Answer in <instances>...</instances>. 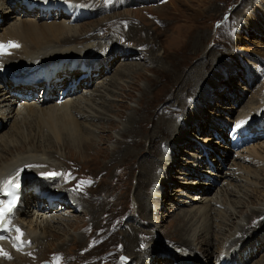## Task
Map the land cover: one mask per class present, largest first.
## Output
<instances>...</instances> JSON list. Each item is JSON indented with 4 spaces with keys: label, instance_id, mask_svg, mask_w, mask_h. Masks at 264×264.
I'll use <instances>...</instances> for the list:
<instances>
[{
    "label": "rangeland",
    "instance_id": "obj_1",
    "mask_svg": "<svg viewBox=\"0 0 264 264\" xmlns=\"http://www.w3.org/2000/svg\"><path fill=\"white\" fill-rule=\"evenodd\" d=\"M33 1L37 2V0H28L26 3ZM79 1L85 3H79L80 5H85L87 9H93L95 12L87 19L76 20L78 22L75 26L80 28L78 31L82 34L94 30L97 25L117 19V16L119 19L129 16L125 18L127 22L122 23V35L114 29L99 32L100 34L93 33L98 39L114 42L116 46L113 50L118 53L126 44L144 49L145 43L142 42V37L151 36L154 28L161 29L160 24L165 21L170 28L165 33L156 30L162 42L161 49L157 51L164 49L163 51L167 52L169 49L168 57L179 69L164 65L166 73L162 74L154 73L152 69L149 71L144 69L152 66L153 63H149L151 53L147 54L143 50L140 59L132 60L139 62V65L131 67L137 68L141 64L140 69L143 68L145 72L144 78H154L151 81V89L147 91L146 110L141 113L140 121L134 128V136L140 143L134 149L136 156L132 162H118L121 156L130 154L131 148L128 146L115 157L112 156L110 149L114 148L115 140L120 138V129L127 123L126 115L132 109L138 108V99L141 97L138 87H148L143 77L136 82L138 85H135V89L127 91L126 88L125 92L130 93L131 98L128 96L121 101H114L118 97V85L115 88L111 87L108 97L104 99L123 105L121 109L125 115L119 117L113 111L108 112L110 120L114 123L111 127L105 123V119H101L106 124L105 130L94 132L104 136L102 141L96 140L95 143L104 151L98 153L96 158L98 161L90 158L85 160L84 158L89 155L80 159L73 156L72 160L70 156L63 158L65 152L60 150L62 157L60 162L63 163L59 168L93 179L94 182L90 180L84 187L86 193L92 194L86 201L90 206H98L96 212H99L100 218L92 219L87 214V204L86 208L78 206V213L67 212L65 208L58 206L57 212L70 214L66 218L78 222V225L69 227L63 222L61 228L51 233L54 237L48 241L49 244L47 243L48 254L41 251L38 257L40 256L39 259L43 257L41 262L49 260L53 264H70V261H73V264H88L82 254L92 256L89 264H172L174 260L169 248L173 245L172 242L175 244L181 242L175 227L184 225L187 221V216H178V214L187 215L192 205H198L199 200H194V195L207 198L208 204L209 201L217 198L224 201V196L227 195L225 200L236 212L229 220L234 221L233 219L239 214L242 224L250 220L249 215L255 216L249 213L254 206L261 204L259 208L264 209V0H76ZM8 5L9 3L6 4ZM21 6L20 10L30 11V14L19 18L17 17L19 12L14 9L17 6H11L14 10L12 12L9 9L12 15L7 21H5L6 17H3L2 24L6 25L2 29L6 30L17 25L27 26L30 23L40 28L57 26L55 28L59 29L57 21L53 20L48 24L49 21L38 13L37 7L29 10L25 3ZM4 9L7 11V8ZM55 13L57 11L52 10V14ZM129 24L132 33L143 29L139 32V37H136V34L128 37ZM179 28L185 32L184 35L187 34V38L195 33L199 36L201 40L196 42L199 48L196 53L189 51L188 45L181 50L175 49L174 33L177 34ZM119 63L113 66H107L106 63L105 72L95 79L92 75L100 70L98 66L92 65L90 69L98 71L89 73L79 72L78 69L74 70L67 66L70 68L69 72L58 76L62 79L57 86L51 83L43 87L44 83L41 82L37 87L30 85L35 89L29 92L30 86L16 85L9 79L12 74L10 73L7 75L10 89L7 91L4 87L0 88V93L8 96L11 92L12 97L23 101V98H26L23 93L26 92L25 94L30 95L26 100L45 106L53 102L59 92L71 91L81 96L84 89L94 90L102 78L112 77ZM184 66L186 67L183 68ZM61 67L65 68L64 65ZM56 71L57 69L53 73L55 74ZM18 73L16 77L24 75ZM68 79L74 82L69 85L66 83ZM123 80L128 82L130 78L128 76ZM4 82L0 78V84ZM56 82L54 81V84ZM121 83L125 84V82ZM85 84L87 88H83ZM36 92H42L45 96L35 95ZM260 112L262 115L258 126L262 131H258L256 125L250 126L258 119L255 115ZM4 115L5 113L0 115V136L4 134L11 143L18 145L23 140L36 135L37 120L31 113L21 121L19 134L11 133L13 118H4ZM240 121H245V125L248 129L251 128L254 136L240 151L232 150L225 143L220 142V138H227L228 126ZM91 122L99 121L94 119ZM42 128H45L44 137L49 136L46 130L49 129L47 124ZM23 135L25 138H22ZM51 150L55 149L52 147ZM92 152L94 154V150ZM203 158L204 160L199 163ZM102 163L107 164L101 165ZM238 175H242V178L251 183L239 180ZM65 193L66 191L64 195ZM31 195L30 197L27 195L24 201L30 200ZM78 195L85 199L83 193L79 192ZM66 203L69 207V202ZM220 207L224 214L222 217H227L229 213L227 204ZM51 212L56 211L54 209V212ZM73 214L79 215L74 217ZM131 215L136 219L130 217ZM82 219L84 227H80ZM263 219L264 214L256 216L250 223L253 226ZM195 222L191 220L187 226L185 225L188 234L194 230ZM219 222L221 223L220 219H215L216 228L217 225L220 227L210 235L213 244L202 245V250L205 249L203 252L201 249L192 251L195 254L193 257L200 262L195 259L192 264H215L216 243L231 235L229 229L232 227L220 225ZM234 229L235 232L232 234H238L240 228ZM258 233L250 239L242 238L241 244L235 246L233 252L239 263L264 264V224ZM81 234L83 241L79 244L74 241V237ZM144 234L147 236L143 237ZM97 236H102L105 242L93 248L91 244ZM63 239L65 240L60 244ZM45 243L43 242V245ZM187 245L191 246V244ZM135 248L137 251H133ZM41 249L43 247L38 250ZM132 252L134 255H131ZM242 254H247V257ZM144 256H147L145 262L142 260ZM28 258L30 260L32 257Z\"/></svg>",
    "mask_w": 264,
    "mask_h": 264
},
{
    "label": "bare ground",
    "instance_id": "obj_2",
    "mask_svg": "<svg viewBox=\"0 0 264 264\" xmlns=\"http://www.w3.org/2000/svg\"><path fill=\"white\" fill-rule=\"evenodd\" d=\"M22 1L26 2L28 0H0V30L2 31L0 33V42L6 44L7 42L12 41L19 45V47L8 48L4 53L7 55L0 59V68L7 71L6 75L10 73H16L19 70L32 66H38L40 70L51 68L52 73L57 69L55 74L53 73V75H48L49 77H52L48 85L53 83L52 85L57 86V84H59L62 79L61 77L58 78V76L69 72L68 69L70 68H68L67 66L71 67V65L76 63L78 60H83L85 62V66L87 65L89 67L85 71L78 70L79 72H95L98 70L92 71L90 67L92 65L98 66V69L100 70L92 75L94 79L97 76H101L103 72H105L106 63L108 64L107 66H113L118 62L120 63L118 64L112 77L102 78V81L98 83V86H96L94 90L89 91L88 89H84V92H82L81 96H77V94H74L71 91L59 92L53 102L45 106H42L35 101L30 102L26 100L28 97L30 98V96H26L28 95L25 94L26 92L23 93V95H25L26 97L23 98V101L12 97L11 92L8 94V96H3L0 93V115H3L5 113L4 118H13L14 124L11 133L13 132L15 134H19L21 121L24 120L25 116L27 114L29 115L30 113L34 115V118L37 120L36 127L38 129L37 133H35L36 135L23 140V142L18 145L11 143L8 139L5 138L4 134L0 136V205H2V203L4 202L5 190L8 187L14 188L13 186L4 187V183L9 180H13L14 177H16V179L13 180L14 184L18 183L19 181L21 182L19 183L21 193L20 198L16 206L13 208L12 213L8 217L7 230L0 229V249H2L3 252L7 253V255H0V264H39L43 257L39 259L40 256L38 257V253L41 251H43L44 253L48 251L47 243L54 237V234L51 235V233L55 229L61 228L63 226V222H66L69 227L78 225V222H74V220L66 218V216L68 217L70 216V214H65V212H57L56 208L58 206H62L67 212L71 213H78L79 210L75 206L79 205L86 208V200L89 198V195L91 196L92 194H90V192L89 194L86 193L84 187L91 179L86 177L85 175H79L70 171H66V169L63 170L59 168V166H61L63 163L60 162L62 159L60 150H63V152H65V156L63 158H67L70 156L69 158H71L72 160L73 156L80 159V157L82 156L89 155V157L87 156V158L84 159L89 160L90 158L91 160L93 159L96 161V158H98V153H102L104 151L101 149V147L96 146L95 143L96 140L102 141L104 136L95 134V130L101 132L105 130L106 124H108L110 127L114 124L113 120H110L111 117L108 115V112L113 111L115 112V115L119 117L125 115V113L121 109L123 105L114 103V101H121L125 97L128 98V96L130 98L132 97V95L130 93H126L125 90L127 88V91H130L135 87V85L137 84L136 82L141 77H143L145 73L143 71L144 69L148 71L149 69H152L154 73L162 74L166 70L164 68V65H169L173 69L178 68L177 64L171 63L168 57L169 49L167 52L163 51L164 49L162 51H157L159 48L161 49L162 42H160L161 38L159 39L156 30H161L165 33L170 28L168 24L166 25L165 21V23L162 22L160 24L162 27L161 29H157V27L154 28V32L151 33V36L146 35L145 38L141 36L142 42L145 43L144 49L140 47V49H138V47L135 45L126 44L122 48V51L118 53L113 50L116 46L114 42L109 43L106 40L98 39L97 36H93V33L95 32L100 34L109 29H114L119 32L120 35H122V23L127 22L125 18L129 16L124 15L126 16L124 19L121 17V19H119V17L117 16V19L106 22L100 26L97 25L94 30L88 31L86 34H82L78 31L80 30V28L75 26L76 22L71 23L69 21V16H65L61 11L58 12V10H56L57 13L52 14V10L49 12L39 9L38 13L43 18L49 21L48 24L53 20H56L59 29L55 28L57 26H43L42 28H40L32 23L27 26L17 25L6 30L2 29L3 26L6 25L5 23L2 24L4 19L3 17H6L5 21H7V18L12 15L10 11L13 12V10L16 9L19 12V14L17 15V17L19 18H22L26 14H30V11L28 12L26 10H20V7H22L21 5L24 4L22 3ZM43 1L55 2L57 0ZM37 2H39V0H37ZM63 2L69 3L70 1H60V3ZM7 3H9L8 6L10 8L6 6ZM13 5H16L17 7L12 9L11 6ZM72 6L74 13L77 15H80L88 10L85 5L74 4ZM4 8H7V11H5ZM9 9L11 10L9 11ZM89 11L92 12L93 9ZM31 19L36 20L35 18ZM76 20H78V18ZM130 29L131 27L129 24L128 37H133L134 34H136V37H139V32L143 30H137L132 33ZM149 32H151V30ZM184 33L185 32L180 28L177 30V34L174 33V39L176 43L175 49L181 50L183 47L188 45L189 51H191L192 53H196L199 49L196 42L201 39L196 33L190 35V38H187V34L184 35ZM142 50L144 52H147V54L149 52L151 53V59H148L149 63H153V65L149 66L148 68L145 67L144 69H140L141 64L140 66H137V68L131 67L133 65H139V62H132V60L140 59V55L143 52ZM2 55H0V57ZM53 57L57 58L52 59ZM100 64L103 66H100ZM63 65L65 67L64 69L61 67ZM185 67L186 66H184L183 68ZM15 75H19V73ZM128 76L130 80L128 82L124 81L123 79L127 78ZM83 77L85 78L86 75H84ZM155 78H157V76H155ZM144 79L146 80L148 87H138V90L141 91V97L138 99V108L132 109L130 113L126 115L127 123L123 128L120 129V138L118 140H115L116 144L114 145V148L110 149L112 151V156L114 155L115 157L121 154L124 147L128 146L129 148H131L130 154L128 156H121V159L118 161L119 163H126L129 161L132 162L136 156L134 149L140 143L137 137L134 136V128L137 122L140 121L141 113L146 110L145 108L147 101V91L148 89H151V81L154 78L145 77ZM8 81L9 79L4 82L6 85L4 83H2L3 85L0 84V88L4 87L5 90L8 91L10 89V84ZM54 81L57 82L54 84ZM72 81L74 82V80L68 79L66 83L70 85L72 84ZM87 81L89 83H93L91 80ZM121 82H125V84H122ZM118 85L119 92L117 99H115L114 101H105L108 97V92L111 91L110 88H115ZM44 86L46 85L43 84V87ZM83 88H87V85L85 84ZM32 89L35 88L33 86L28 87V91ZM59 98H61L62 101H57V99ZM143 98L146 99L143 100ZM142 100L145 101V103H142ZM260 115H262L261 112L255 115V117L258 116V119L256 121L254 120L255 118L253 119L255 122L253 121L254 124L250 125L251 127L253 125H259V123L261 122ZM94 119H97L99 122L92 123L91 120ZM101 119H105L106 124L102 122ZM44 124H47L49 128L46 130L49 133L50 137L48 135L44 137L43 129L45 128H42L44 127ZM106 137L109 138V136ZM22 138H25V135H23ZM94 138L95 140H93ZM52 147L55 149L54 151L51 150ZM64 148H68L69 150H66ZM71 149L72 151H70ZM92 150H94V154H92ZM164 157L166 158V156ZM168 160L169 159H167V161ZM202 160H204V158L200 159L199 163H201ZM56 161H58V163H56ZM106 164L107 163H102L101 165ZM156 167L157 165L153 168V170H155ZM47 170L57 171L56 177H58V173L61 174L62 177L60 178V180L62 179V182H59L56 179L52 182L47 180V178L45 177V171ZM17 172H19L20 177L14 176L5 178L8 175H17ZM242 177V175H238L239 180L246 183H251L247 179H244ZM91 181L94 182L93 179ZM59 183L62 186L61 188H58ZM66 189L71 193L72 197H70V199L76 201L75 205H71L69 203L68 207L64 195V191H67ZM47 190H49V192L52 193L53 196H57V200L55 202H52L51 204H49L47 200L42 198V196L38 195L41 194L42 191ZM71 190L74 193L71 192ZM33 191H36V193ZM234 191L237 192V190L235 189ZM79 192L84 194L85 199H83V196L80 197L81 195H78ZM237 194L239 193L237 192ZM27 195H29V197L31 195V199L25 202L24 199L25 197H27ZM225 196L227 197V195ZM225 196L224 201H222L220 198H217L214 201H209L208 204V201H206L207 198H202L194 195L193 199L199 200V203L197 202L198 205H192L193 207H190V209L187 211V215L178 214V216H187V221L184 223V225L180 224L175 227V231L179 233L178 237L181 242H178L177 244H175V242H172L173 245L169 248L172 252V258L176 261L177 264H192L196 259L195 257H193L195 256V254L192 253L194 249H201V251L203 252L205 251V249L202 250V245L210 246L213 244L210 235H212L213 232H216V229L220 227L219 225H217L218 227L216 228V225L214 223L215 219L217 218L221 220V223L219 222L220 225H231L232 227H230L229 229V234L231 235H227L226 239L222 241H217L215 252L216 258L214 260V263L216 264L219 262V264H241L237 260V257L234 254L233 250L235 249L236 245L241 244L242 238L246 237V239H250L256 234H259L258 231L261 228L262 224H264V219L253 226L250 222L252 219L256 218V216L263 215L264 209H262L261 207L259 208L261 204L254 206L252 211L250 210L249 213L255 214V216L249 215L250 220L247 221L246 224H242L239 214L236 215V217L234 216V221H231L229 219L232 218L231 216L233 214H236V212L227 203V201L225 200ZM217 204L219 207H217ZM225 204H227V210L229 213L227 214V217L224 218L222 217V215L224 214L222 213L220 206H223ZM97 208L98 206L93 207L87 204L86 212L92 219L100 218L99 212H96ZM54 209L56 212H54ZM51 211H53L54 213H52ZM77 215L79 214H73L72 216L77 217ZM130 217H132L134 220L136 219L132 215ZM191 220H193L194 222L196 220V222L193 223V225H195L194 230L191 234H188L185 229V225L187 226V223ZM136 226L138 225L136 224ZM80 227H84L83 219L82 225ZM17 228L19 229V232L16 231ZM234 228H240L238 234H232L235 232ZM18 236L19 240L17 239ZM146 236L147 235L144 234L143 237ZM81 237L82 234L78 235V237H74V241L80 244V242L83 241ZM64 240L65 239H63L60 244H62ZM43 242H46L45 245H43ZM102 242H105L103 237L97 236L93 244H91V247L94 248L97 245H100ZM21 244L27 246L25 248H22L24 249L22 251H20L21 248L15 247V245L17 246ZM187 244H191V246ZM41 247H43V249L38 250ZM135 250L136 248L133 251ZM53 251L60 252V250ZM131 255H134V253L132 252ZM30 256L32 258L29 260L28 257ZM81 256L86 257L85 260L88 262V264L90 263L89 259L92 256H87L84 254H82ZM242 256L247 257V254H242ZM146 258L147 256H144V258H142L143 262L147 260ZM70 264H73V261H70Z\"/></svg>",
    "mask_w": 264,
    "mask_h": 264
},
{
    "label": "snow or ice",
    "instance_id": "obj_3",
    "mask_svg": "<svg viewBox=\"0 0 264 264\" xmlns=\"http://www.w3.org/2000/svg\"><path fill=\"white\" fill-rule=\"evenodd\" d=\"M10 47H19L18 44L9 41L6 44L3 42H0V55L4 54L8 48ZM245 123V121H240L235 125V129H239L243 126V124ZM45 175L48 176H54L57 175L56 173H45ZM19 176V172H17V177ZM16 178H13V180H15ZM13 180H9L7 182L4 183V187L7 186H13L16 188H19V184L18 183H13ZM16 200L15 197L13 196L12 199L8 200L7 204L4 205H0V229H4L7 230L8 227V217L10 216V214L13 211V208L15 206ZM17 232H19V229H16ZM17 239L19 240V236L17 237ZM0 255H7L6 252H3L2 249H0Z\"/></svg>",
    "mask_w": 264,
    "mask_h": 264
},
{
    "label": "water",
    "instance_id": "obj_4",
    "mask_svg": "<svg viewBox=\"0 0 264 264\" xmlns=\"http://www.w3.org/2000/svg\"><path fill=\"white\" fill-rule=\"evenodd\" d=\"M42 264H50L49 262H47V261H45V262H43Z\"/></svg>",
    "mask_w": 264,
    "mask_h": 264
}]
</instances>
